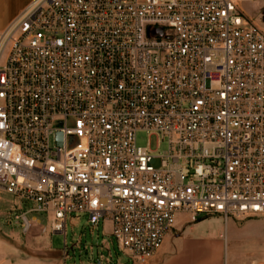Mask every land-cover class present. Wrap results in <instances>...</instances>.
I'll return each mask as SVG.
<instances>
[{"label":"built area","instance_id":"1","mask_svg":"<svg viewBox=\"0 0 264 264\" xmlns=\"http://www.w3.org/2000/svg\"><path fill=\"white\" fill-rule=\"evenodd\" d=\"M0 193L135 264L179 214L264 217V0H35L0 31Z\"/></svg>","mask_w":264,"mask_h":264},{"label":"rangeland","instance_id":"2","mask_svg":"<svg viewBox=\"0 0 264 264\" xmlns=\"http://www.w3.org/2000/svg\"><path fill=\"white\" fill-rule=\"evenodd\" d=\"M248 14L259 20L258 4H247ZM75 138L69 139V146L77 144ZM139 146L148 147L155 156L161 157L168 150V142L157 135L138 132ZM155 166H160V159ZM34 205L24 202L7 193H0V264L56 263L65 259V264H131L119 251L117 243L109 234L106 224L92 227L87 216L73 217L68 221L65 234L52 231L49 221L43 214H34ZM21 213H30L33 225L24 233L22 226L14 223ZM264 239V224L260 231ZM174 233L172 231L170 234ZM106 243L110 251L106 249ZM59 252V253H58ZM58 253V254H56ZM112 256L111 262L108 263ZM34 264V263H33Z\"/></svg>","mask_w":264,"mask_h":264},{"label":"crops","instance_id":"3","mask_svg":"<svg viewBox=\"0 0 264 264\" xmlns=\"http://www.w3.org/2000/svg\"><path fill=\"white\" fill-rule=\"evenodd\" d=\"M34 1L0 0V31L19 19ZM263 224V216L231 217L227 221L221 216H208L192 222L189 215L179 214L174 233L167 236L148 264H264V239L260 238ZM106 225L110 231V225ZM106 249H110L108 243ZM64 259L51 264H65ZM111 259L110 255L108 263Z\"/></svg>","mask_w":264,"mask_h":264},{"label":"water","instance_id":"4","mask_svg":"<svg viewBox=\"0 0 264 264\" xmlns=\"http://www.w3.org/2000/svg\"><path fill=\"white\" fill-rule=\"evenodd\" d=\"M58 141H59V145H62V135L61 134L58 136Z\"/></svg>","mask_w":264,"mask_h":264},{"label":"bare ground","instance_id":"5","mask_svg":"<svg viewBox=\"0 0 264 264\" xmlns=\"http://www.w3.org/2000/svg\"><path fill=\"white\" fill-rule=\"evenodd\" d=\"M56 233V232H55Z\"/></svg>","mask_w":264,"mask_h":264}]
</instances>
